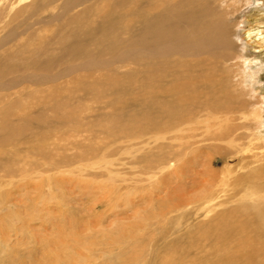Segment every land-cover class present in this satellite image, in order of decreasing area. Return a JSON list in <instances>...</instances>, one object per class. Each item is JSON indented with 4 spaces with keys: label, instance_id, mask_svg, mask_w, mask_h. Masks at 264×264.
Here are the masks:
<instances>
[{
    "label": "rangeland",
    "instance_id": "1",
    "mask_svg": "<svg viewBox=\"0 0 264 264\" xmlns=\"http://www.w3.org/2000/svg\"><path fill=\"white\" fill-rule=\"evenodd\" d=\"M109 3L110 0H0V71L4 73L0 76V123L12 126L18 117H48L59 109L73 118L67 129L60 125L58 113L46 119L34 117L31 126L15 135L0 152V161L14 157L18 164L39 163L38 167L47 169L49 161L26 152L27 145H39L58 161L54 165L59 170L55 173L49 166L47 172H34L33 185L39 182L40 188L38 192L35 187L31 191L28 188L32 196H26L30 198L22 190L16 194L10 184L6 185L8 189L0 187V195L5 188L12 191V196L5 195L11 196L10 205L0 200V225L9 227L7 219L14 222L13 218L3 213L17 209L18 218L36 217L17 233L5 235L0 231V264L43 263L45 249L61 251L62 257L56 255L57 264H264V231L260 228L264 227V198L254 202L263 209L261 214L244 208L251 203L245 196L250 185H257L258 190L252 198L264 196V164L243 166L250 155L227 162L234 168L232 185L207 216L201 214L202 205L195 202L188 189L171 190L165 198L157 188L153 192L147 189L148 171L157 174L150 168L152 141L146 133L145 137L141 134V120L131 126H125L124 120L144 110L141 69L132 78V66L134 62L140 68L142 64L133 58L141 62L149 53L143 42L148 24L138 17L127 29L126 10L116 0L111 6ZM213 7L225 15L231 13L226 29L237 53V65L226 64L231 70L225 88L230 94L237 90L239 95H231L234 106L220 113L226 118L220 122L240 129L243 126L248 133L244 132V144L255 143L251 152L244 149L243 153H264V47L258 48L253 42L264 36L257 34L264 32V0H222ZM72 19L75 21L70 22ZM81 22L90 26V32L74 37L75 25ZM12 50L24 51L25 57L15 58L16 62L2 60ZM12 61L14 65L18 61L19 66ZM4 64L14 72L6 70ZM110 76L116 85L107 83ZM122 90L130 93L128 105L117 98ZM239 99H245L246 106H239ZM11 102L16 109L4 113ZM258 109H262V116L256 124L253 115ZM35 125L41 127L44 140L35 136ZM80 125L87 131H80ZM107 134L116 144L103 140ZM110 147L117 148L115 154L104 156L102 152ZM222 161L213 162L214 167L222 168ZM100 176L106 178L105 183ZM15 178L17 175L13 182ZM57 179L64 182L55 185ZM111 180L120 186L116 192L120 198L118 202L111 198L106 205L99 191L103 186L111 191ZM83 183L91 188L82 189ZM28 209L34 211L32 216ZM62 212L67 235L58 244H48L57 226L47 219L45 223L37 219L45 218L47 213L57 217L53 220L62 219ZM226 213L230 220L219 227L215 218ZM86 225L89 229H85Z\"/></svg>",
    "mask_w": 264,
    "mask_h": 264
},
{
    "label": "bare ground",
    "instance_id": "2",
    "mask_svg": "<svg viewBox=\"0 0 264 264\" xmlns=\"http://www.w3.org/2000/svg\"><path fill=\"white\" fill-rule=\"evenodd\" d=\"M112 1L113 0H110V6ZM116 1L120 8L126 10L125 26L127 29L130 28L133 23L132 21H134L132 19L138 17L145 19L148 24V27H146L148 31L146 35L147 39L143 37V39L145 38L143 42L148 46L149 53L141 62L138 61V57L136 60L133 58L134 61L142 64L140 68L132 61V71L134 72L132 78H134L137 71L141 69L139 72L143 78L144 110L142 114H131L124 120L125 126H131L136 121L141 120L146 127L145 130L144 125H140L141 134L145 137L146 133L147 138L152 141V143L149 144V152L152 156L150 168L157 170V174L154 176V171H148L149 176L145 178L148 185L147 189L153 192L155 188H157L158 193H162V198L168 197L169 191L171 190L178 189L182 192V190L188 189L195 202L200 206L202 205L203 210L201 214L207 216V214L212 212L219 204L221 194L227 191L232 185L234 168L231 167V164L229 165V163H227L231 158H235L238 161L240 159L239 157L250 155L249 158L244 161L243 166L247 164H250V166L264 164V153L255 154L254 152L252 154H245L241 151L247 149L251 152L255 147L254 142L244 144L245 138L243 135L245 131L243 130V126H241L240 129L236 126H228V122H226V125L220 122L226 119L222 117L220 113L232 109L233 107H230L234 106V100L231 95H239L237 90L232 91L230 94L229 88L228 91L225 88L231 70L228 66L233 67L237 65L234 59L237 54L234 51L236 47H234V43L229 39L230 33L226 29L229 28L227 26V21L231 23L232 20V18L229 17L231 13L225 15V12H220L213 7L215 4L218 6L222 0ZM223 4H226V2L224 1ZM73 21H75V19H72L70 22ZM76 25V34L74 37L90 32V26H86L82 22L78 24L77 27ZM257 34L264 35V32L263 34ZM33 38L34 35L31 36V39ZM253 42H255V46L258 48L264 47V36L253 40ZM227 47L228 49H226ZM12 51L13 52L10 51V53L7 52V54L3 55L2 60L10 61L11 59L14 60L16 58L17 60L25 57L24 51ZM0 55H2V53ZM231 59H234L233 62H229ZM17 63L19 66L18 61ZM226 64L228 66H226ZM7 65L4 64L5 69L13 73V68H9ZM3 74L4 73L0 71V76ZM135 80H137V78L132 82ZM107 83L116 85L115 78L110 76ZM128 96H130V93L125 90H122V93H117V98L122 101L123 105H128L131 102L132 99H129ZM244 100L239 99V106H246ZM13 105L14 102L7 103V106L3 109L4 113L10 110L14 111L16 107ZM259 109L253 115L255 119L253 120L256 124L262 116V114H260L262 109L260 111ZM52 113L53 114L48 117L42 116L41 114L32 117H18L17 122L12 126L7 125V122L0 123V152H3V147L9 145L10 141L15 138V135H21L24 129L31 126V119H35L34 117L46 119L58 113V120L63 128L69 129L72 126V115H67L65 110L59 109L56 113L53 111ZM217 113L219 114L216 116ZM234 115L236 114H233V116ZM204 126L205 128H203ZM34 129L35 136L39 137L40 141L44 140L45 137L41 127L35 125ZM1 130H3V132ZM81 130L87 131L85 127L80 125V131ZM247 134L248 133L245 132V135ZM103 140L111 141L116 144L111 134L104 136ZM27 146H29L28 151H26L27 153L36 155L41 160L49 161V163L47 162L48 165H46L47 169L38 167L39 163L18 164V160L14 157H7L0 161V187H5L10 184L13 186L11 188L16 189L15 193L16 191L22 190L25 196H32L27 193V191L29 189L31 191V188L34 190L33 187H35L34 191L38 192L40 188L39 182L36 183V186L33 185V181H35V179H33L34 172L49 170V168H51L49 166L54 167L55 173L59 170L56 168L57 166L54 165L57 164L58 161L53 160L44 149L39 147V145L37 147H33L31 144ZM116 150L117 148L110 147L102 153L104 156H113ZM221 160H223V167L215 168L213 162L217 163ZM50 163L52 164L50 165ZM77 170L80 171L82 168L80 167ZM15 175H17L19 180L17 181V178H15L16 180L13 182L12 179ZM73 177H75V175ZM151 177L155 178L151 180ZM100 178L102 179L104 177L100 176ZM105 179L106 178H104L102 183H105ZM111 181V191L107 190L105 186L101 187L99 191V196L105 200L106 205L109 204L111 198L115 199L116 202H118L120 198V193H116L120 186H118L115 181ZM55 182V185L61 184L64 182V179H57ZM95 184L98 183H94V185ZM77 185L79 184L77 183ZM6 187L8 189V186ZM81 188L89 190L91 187L87 183H83ZM114 188H116V191ZM2 189L1 192L3 191ZM248 189L245 196L251 200V203L245 204L244 208L251 210L255 214H261L263 209L258 207L254 202H259L264 196L252 198V196L258 192L257 185L255 184L250 185ZM164 190L167 192H162ZM9 193L11 195L12 191L10 192L6 190V188L3 193H1L0 200L2 204L6 202L10 205L9 201H11L10 198L12 195L9 196L10 198L5 196L9 195ZM113 194L117 196L113 197ZM16 196L14 195V200H16ZM29 196H26V198H30ZM140 198L142 199L143 197ZM140 198L139 200H141ZM32 199L33 197H31L30 202ZM28 200L29 199H27V201ZM129 200L130 199L127 201ZM25 204L26 202L23 205ZM199 205L198 207H200ZM94 207L95 205H92V209H94ZM37 209L40 210V208ZM17 212L18 209L11 213H3L7 216L10 214L14 221L12 222L10 219H7L10 224L7 228L0 225V231L3 234L10 235L9 232L11 231L17 233L23 229L24 225L31 222L30 220L36 218L34 216L29 219L22 217L18 218V216H15ZM33 212L28 209V213L31 214L30 216H32ZM59 216H62V219L53 220V217L56 216L47 213L45 214V218L39 217L37 219L43 222L47 219L54 226H57L53 239L51 240L48 238V244L54 241L58 244V242H61L67 235V231L65 232L63 228L65 220L61 221L64 218V212L60 213ZM100 217V213H98V219H100ZM229 220L230 214L226 213L216 217L215 223L219 227H223ZM58 221L59 223H54ZM85 221L86 219H84V222ZM207 221L209 223L214 222L212 219H207ZM65 226L66 224L64 227ZM86 226L87 228L85 229H89V226ZM260 228L264 231V227ZM26 237L30 238V236ZM91 243L93 244L94 240H92ZM55 248L58 249L57 245ZM50 251L51 252L47 249L42 251L43 263L37 262V264H55V262L57 264L56 255L60 254V257H62L63 254L61 255V251L57 252L58 250L52 251L50 249Z\"/></svg>",
    "mask_w": 264,
    "mask_h": 264
}]
</instances>
